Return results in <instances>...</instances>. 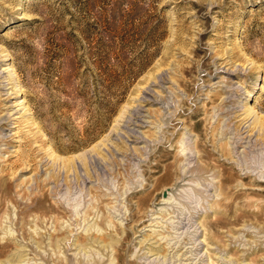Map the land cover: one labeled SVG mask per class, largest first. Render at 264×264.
<instances>
[{
    "label": "rangeland",
    "instance_id": "obj_1",
    "mask_svg": "<svg viewBox=\"0 0 264 264\" xmlns=\"http://www.w3.org/2000/svg\"><path fill=\"white\" fill-rule=\"evenodd\" d=\"M0 264H264V0H0Z\"/></svg>",
    "mask_w": 264,
    "mask_h": 264
}]
</instances>
